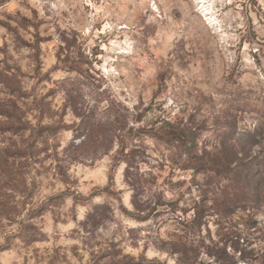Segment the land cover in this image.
Segmentation results:
<instances>
[{
	"label": "rangeland",
	"instance_id": "1",
	"mask_svg": "<svg viewBox=\"0 0 264 264\" xmlns=\"http://www.w3.org/2000/svg\"><path fill=\"white\" fill-rule=\"evenodd\" d=\"M127 263L264 264V0H0V264Z\"/></svg>",
	"mask_w": 264,
	"mask_h": 264
},
{
	"label": "trees",
	"instance_id": "2",
	"mask_svg": "<svg viewBox=\"0 0 264 264\" xmlns=\"http://www.w3.org/2000/svg\"><path fill=\"white\" fill-rule=\"evenodd\" d=\"M158 134V137H160L164 144L167 145L175 141L178 148L187 150L189 156L186 159L184 169H193L195 172L203 171L212 173L216 176L231 173L236 178L243 174V172H233L236 168L238 169V165H236L235 158L233 159L232 157L231 149L230 151L226 150V146L224 145L220 146V150L215 155L204 156L195 154V152H193L195 135L191 129H186L184 127L174 128L171 123L165 122L164 126L159 129ZM247 166H249V163ZM244 178L250 179V181L253 180L255 184L259 181L258 174L254 175V173L250 174L246 172Z\"/></svg>",
	"mask_w": 264,
	"mask_h": 264
}]
</instances>
